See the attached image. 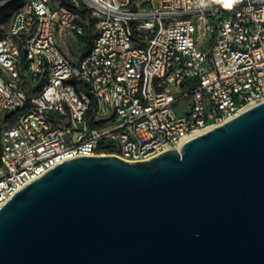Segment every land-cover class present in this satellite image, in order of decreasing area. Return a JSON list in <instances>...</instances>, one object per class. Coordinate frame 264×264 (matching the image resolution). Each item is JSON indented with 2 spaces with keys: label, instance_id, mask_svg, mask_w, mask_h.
Instances as JSON below:
<instances>
[{
  "label": "built area",
  "instance_id": "2783aa9c",
  "mask_svg": "<svg viewBox=\"0 0 264 264\" xmlns=\"http://www.w3.org/2000/svg\"><path fill=\"white\" fill-rule=\"evenodd\" d=\"M15 0H0V7ZM28 0L0 32V206L78 156L152 159L264 101V0ZM77 61L59 36H84Z\"/></svg>",
  "mask_w": 264,
  "mask_h": 264
},
{
  "label": "water",
  "instance_id": "95a60500",
  "mask_svg": "<svg viewBox=\"0 0 264 264\" xmlns=\"http://www.w3.org/2000/svg\"><path fill=\"white\" fill-rule=\"evenodd\" d=\"M0 264H264V101L146 161L61 162L0 206Z\"/></svg>",
  "mask_w": 264,
  "mask_h": 264
},
{
  "label": "rangeland",
  "instance_id": "374dc122",
  "mask_svg": "<svg viewBox=\"0 0 264 264\" xmlns=\"http://www.w3.org/2000/svg\"><path fill=\"white\" fill-rule=\"evenodd\" d=\"M23 1L26 2L28 0H23ZM54 1L58 2L60 0H54ZM18 7H19L18 0H15L14 2L8 4V11L10 12V15L5 22L0 23V32H2L4 28L8 27L11 20V16ZM93 32H94V24L92 22L90 23L91 39ZM59 43L63 51L74 61H77L80 57H82L85 53V48H87V44L85 42H82L80 40V36H77L75 34H70L68 36L65 35L59 36Z\"/></svg>",
  "mask_w": 264,
  "mask_h": 264
},
{
  "label": "trees",
  "instance_id": "16d2710c",
  "mask_svg": "<svg viewBox=\"0 0 264 264\" xmlns=\"http://www.w3.org/2000/svg\"><path fill=\"white\" fill-rule=\"evenodd\" d=\"M61 1L64 5L70 8H74L70 0H61ZM18 2H19V6H21L24 3L23 0H18ZM81 14H82V17L84 19V22L87 28V35L80 36V40L87 44V48H85V53H84L86 54L91 47L90 23H92L94 20L91 18L89 8L86 5H83ZM9 15H10V12L8 11V5L0 7V23L5 22L7 18L9 17Z\"/></svg>",
  "mask_w": 264,
  "mask_h": 264
}]
</instances>
